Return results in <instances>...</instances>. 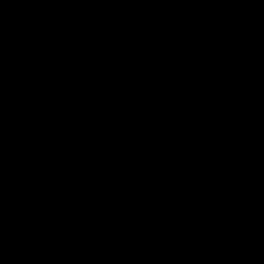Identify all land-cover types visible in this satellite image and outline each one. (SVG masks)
<instances>
[{"label":"water","instance_id":"obj_1","mask_svg":"<svg viewBox=\"0 0 264 264\" xmlns=\"http://www.w3.org/2000/svg\"><path fill=\"white\" fill-rule=\"evenodd\" d=\"M0 264H264V0H0Z\"/></svg>","mask_w":264,"mask_h":264}]
</instances>
